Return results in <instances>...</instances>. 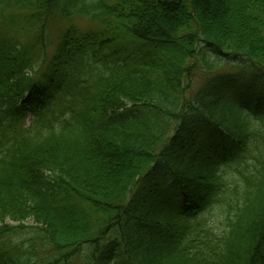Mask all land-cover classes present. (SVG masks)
Instances as JSON below:
<instances>
[{
	"label": "trees",
	"instance_id": "1",
	"mask_svg": "<svg viewBox=\"0 0 264 264\" xmlns=\"http://www.w3.org/2000/svg\"><path fill=\"white\" fill-rule=\"evenodd\" d=\"M0 224V264H264V0H0Z\"/></svg>",
	"mask_w": 264,
	"mask_h": 264
},
{
	"label": "rangeland",
	"instance_id": "2",
	"mask_svg": "<svg viewBox=\"0 0 264 264\" xmlns=\"http://www.w3.org/2000/svg\"><path fill=\"white\" fill-rule=\"evenodd\" d=\"M70 25H75L76 27L83 29V30H87L91 26L89 24V22L86 21L85 19L75 18L71 21L55 22L53 25L50 26V29H51V32L53 33V35L56 37L59 33L64 31ZM201 48L208 51V49H206L205 46L201 45ZM238 65H240V66L238 67ZM244 66L245 65L242 64L241 60L236 59V61L228 60L227 64L225 65V67L223 69L214 71L212 74H210V73L208 74L206 71L201 69L200 71H198L197 73L194 74L192 85H191L189 91L187 92L188 98L190 100H194L195 96L197 95V93H199L201 91V89L204 87V85L210 79L214 78L216 75H218L222 72H224L226 74H235V73L241 72V70H242V68H244ZM229 92H231V91H229ZM243 97L245 98V96L241 95L238 98H243ZM33 124H35V118H34L33 114H30L25 120V126L30 127ZM11 224L13 226H18L17 223L16 224L11 223ZM24 225H25L26 229L21 231L19 233V235L16 236L15 239H12V241H14L13 243L15 245H24L25 247H28V239L33 237L34 224L31 221H28V222L24 223ZM0 227H1V224H0ZM109 243L111 244L112 241L111 242H102L99 250H110V244ZM38 244H40V241H38ZM13 247H15V246H13ZM41 250H43V249H41ZM74 264H80V263L78 261H75ZM113 264H115V263H113Z\"/></svg>",
	"mask_w": 264,
	"mask_h": 264
}]
</instances>
